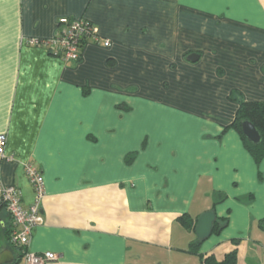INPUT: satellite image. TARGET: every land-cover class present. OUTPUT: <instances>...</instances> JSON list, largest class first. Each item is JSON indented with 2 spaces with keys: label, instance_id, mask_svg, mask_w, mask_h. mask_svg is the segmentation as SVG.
Segmentation results:
<instances>
[{
  "label": "crops",
  "instance_id": "crops-1",
  "mask_svg": "<svg viewBox=\"0 0 264 264\" xmlns=\"http://www.w3.org/2000/svg\"><path fill=\"white\" fill-rule=\"evenodd\" d=\"M61 17L97 27L74 61L29 43ZM237 97L264 101V0H0V176L28 205L31 162L45 189L28 249L57 255L45 264H203L236 248L264 264V157L229 126ZM209 210L228 221L199 242ZM12 222L0 210V264H23Z\"/></svg>",
  "mask_w": 264,
  "mask_h": 264
},
{
  "label": "built area",
  "instance_id": "built-area-1",
  "mask_svg": "<svg viewBox=\"0 0 264 264\" xmlns=\"http://www.w3.org/2000/svg\"><path fill=\"white\" fill-rule=\"evenodd\" d=\"M60 28L51 37L39 39L31 38L32 45H42L53 51L64 61H74L80 55V48L86 39L99 40L97 27L86 18L70 19L59 18ZM109 45V39L103 40ZM6 134L0 133V162L10 160L12 156L5 153ZM25 175L32 187L33 199L28 205L22 202L21 191L13 184H5L0 176V206H2L12 219L9 240L17 245L21 251L23 264H45L56 260L53 252L35 253L28 249L32 230L42 222L41 201L45 195L43 176L36 165L31 162L23 163Z\"/></svg>",
  "mask_w": 264,
  "mask_h": 264
},
{
  "label": "trees",
  "instance_id": "trees-1",
  "mask_svg": "<svg viewBox=\"0 0 264 264\" xmlns=\"http://www.w3.org/2000/svg\"><path fill=\"white\" fill-rule=\"evenodd\" d=\"M239 107L237 108L235 117L232 123L229 126L234 127L243 141L245 148L250 152L256 163H259L260 160L264 157V101H254V100H243L239 97ZM249 120L255 126L260 134V140L257 143L250 142L242 133L241 130V121ZM225 195L223 193H216V198L214 204L220 202L224 199ZM4 209L0 206V210ZM182 225L187 229H193L192 220L190 218L181 216ZM228 218H217L212 226V231H220L227 223ZM261 226L264 228V223L262 220ZM12 227V226H11ZM11 229V228H10ZM9 231L7 232L9 239ZM200 242V239L198 240ZM197 243H190V248L192 251H195ZM233 242H237L236 239ZM17 246V245H15ZM18 247V246H17ZM200 255V254H199ZM21 257V253L19 255ZM201 260L203 264H238L237 251L236 248H232L227 251L221 258H217L213 254H208L205 256H201Z\"/></svg>",
  "mask_w": 264,
  "mask_h": 264
},
{
  "label": "water",
  "instance_id": "water-1",
  "mask_svg": "<svg viewBox=\"0 0 264 264\" xmlns=\"http://www.w3.org/2000/svg\"><path fill=\"white\" fill-rule=\"evenodd\" d=\"M196 58L197 55L195 53H192L191 55H189L188 60L194 61L196 60ZM241 130L244 136L250 142L257 143L260 140V134L258 130L249 120L241 121ZM215 217V212L212 210L205 211L204 213L199 215L194 229L195 235L199 239H205L210 235ZM9 257H11V255H9Z\"/></svg>",
  "mask_w": 264,
  "mask_h": 264
},
{
  "label": "rangeland",
  "instance_id": "rangeland-1",
  "mask_svg": "<svg viewBox=\"0 0 264 264\" xmlns=\"http://www.w3.org/2000/svg\"><path fill=\"white\" fill-rule=\"evenodd\" d=\"M4 210V209H3Z\"/></svg>",
  "mask_w": 264,
  "mask_h": 264
}]
</instances>
